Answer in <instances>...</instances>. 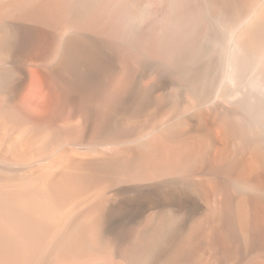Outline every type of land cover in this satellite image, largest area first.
I'll return each mask as SVG.
<instances>
[{"label": "bare ground", "instance_id": "bare-ground-1", "mask_svg": "<svg viewBox=\"0 0 264 264\" xmlns=\"http://www.w3.org/2000/svg\"><path fill=\"white\" fill-rule=\"evenodd\" d=\"M0 264H264V0H0Z\"/></svg>", "mask_w": 264, "mask_h": 264}]
</instances>
